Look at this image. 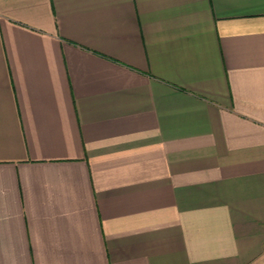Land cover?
<instances>
[{
	"label": "crops",
	"instance_id": "obj_1",
	"mask_svg": "<svg viewBox=\"0 0 264 264\" xmlns=\"http://www.w3.org/2000/svg\"><path fill=\"white\" fill-rule=\"evenodd\" d=\"M0 264H264V0H0Z\"/></svg>",
	"mask_w": 264,
	"mask_h": 264
}]
</instances>
